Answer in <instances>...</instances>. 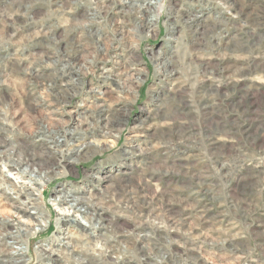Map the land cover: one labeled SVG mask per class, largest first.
<instances>
[{
    "label": "rangeland",
    "instance_id": "374dc122",
    "mask_svg": "<svg viewBox=\"0 0 264 264\" xmlns=\"http://www.w3.org/2000/svg\"><path fill=\"white\" fill-rule=\"evenodd\" d=\"M144 1L0 0V127L12 132L0 140L12 137L6 150L28 142L40 162L60 160L36 187L51 210L44 233L0 191V224L36 231L24 237L22 264H46L39 246L60 234L51 203L63 186L138 219L137 235L160 229L177 263L264 264V0H147L155 4L141 9ZM120 77L129 90L117 89ZM144 210L155 211L151 221ZM84 237L67 245L86 253ZM98 242L91 253L104 248ZM147 254L140 263L153 262Z\"/></svg>",
    "mask_w": 264,
    "mask_h": 264
},
{
    "label": "bare ground",
    "instance_id": "6f19581e",
    "mask_svg": "<svg viewBox=\"0 0 264 264\" xmlns=\"http://www.w3.org/2000/svg\"><path fill=\"white\" fill-rule=\"evenodd\" d=\"M37 1V0H36ZM39 1V0H38ZM53 1V0H52ZM55 1V0H54ZM24 2V1H23ZM59 2V0H58ZM101 2V1H100ZM16 3V2H15ZM51 3V2H50ZM49 3V4H50ZM57 3V2H56ZM137 4V3H136ZM155 4L154 2H148L147 0L144 1L143 4H140L139 6H141L143 8H148V5H152ZM26 5V3H25ZM62 5V4H61ZM69 5V4H68ZM133 5V4H131ZM135 5V4H134ZM27 6V5H26ZM31 6V5H29ZM65 6V5H64ZM67 6V5H66ZM43 7V6H42ZM136 7V6H135ZM13 8V7H12ZM57 8V7H56ZM64 8V7H63ZM61 9V8H60ZM52 10V8H51ZM13 11V10H12ZM57 11V10H56ZM8 12V11H7ZM6 12V13H7ZM49 12V10H48ZM64 12V11H63ZM70 12V11H68ZM135 12V11H134ZM141 12V11H140ZM4 13V12H3ZM35 13V12H34ZM50 13V12H49ZM56 13V12H55ZM48 14V13H47ZM13 15V14H12ZM15 15V14H14ZM46 16V15H45ZM14 18V17H13ZM41 18V17H40ZM253 18V17H252ZM34 19V18H33ZM32 19V20H33ZM44 20V19H42ZM126 20V19H125ZM153 18L151 19V22L153 23ZM29 21V20H28ZM91 21V20H90ZM70 22V21H69ZM81 22V21H80ZM137 22V21H136ZM135 22V24H136ZM150 21L147 23H151ZM13 24H15L12 21ZM82 24V23H81ZM95 24V18H94V22H92L91 25ZM98 24V23H97ZM138 24V23H137ZM77 25V24H76ZM90 25V24H89ZM41 26V25H40ZM80 26V25H79ZM142 26V25H141ZM6 27V26H5ZM31 27V26H30ZM83 27V25H82ZM88 27V26H87ZM244 27V26H243ZM67 28V27H66ZM80 28V27H79ZM85 28V27H84ZM6 29V28H5ZM41 29V28H39ZM71 29V27H70ZM73 29V28H72ZM71 29V30H72ZM51 30V29H50ZM74 30V29H73ZM82 30V28L80 29ZM39 31V30H38ZM70 31V30H69ZM86 31V30H85ZM51 32V31H50ZM65 32V31H64ZM88 32V31H87ZM97 32V31H96ZM247 32V31H246ZM245 32V33H246ZM33 33V32H32ZM42 33V32H41ZM47 33V32H46ZM68 33V32H67ZM94 33V32H93ZM40 34V33H38ZM92 34V33H91ZM247 34V33H246ZM54 36V35H53ZM85 36V35H84ZM99 36V35H98ZM250 36V35H249ZM40 37V36H39ZM55 37V36H54ZM86 37V36H85ZM77 38V36L75 37ZM74 38V39H75ZM65 39V38H64ZM79 39V38H78ZM41 40V39H40ZM45 40V39H44ZM43 40V42H44ZM57 40V39H56ZM76 40V39H75ZM245 40V39H244ZM247 40V39H246ZM51 41V38H50ZM88 41V40H87ZM69 42V40H68ZM33 43V42H32ZM40 43V42H39ZM47 43V42H46ZM52 43V42H51ZM57 44V43H56ZM203 44V43H202ZM44 45V44H43ZM49 45V44H48ZM54 45V44H53ZM80 45V44H79ZM247 45V44H246ZM58 46V45H57ZM250 46V45H249ZM49 47V46H48ZM56 48V47H55ZM73 48V47H71ZM206 50V49H205ZM49 51V50H48ZM46 50V52H48ZM70 51V50H69ZM57 52V51H56ZM66 53V52H65ZM72 53V52H71ZM215 54V53H214ZM48 55V54H47ZM59 55V53H58ZM71 55V54H70ZM42 56V55H41ZM55 56V55H54ZM72 56V55H71ZM74 56V55H73ZM60 57V56H59ZM89 57V56H88ZM205 57V56H204ZM256 57V56H255ZM6 58V57H4ZM193 58V57H192ZM263 58V57H261ZM6 60V59H5ZM4 60V61H5ZM24 61V59H22ZM45 60V59H44ZM194 60V59H193ZM264 60V59H263ZM15 61V60H14ZM20 61V60H19ZM90 62V61H89ZM203 62V61H202ZM6 63V62H5ZM13 63V62H12ZM15 63V62H14ZM17 63V62H16ZM23 63V62H22ZM35 64V63H34ZM62 64V63H61ZM66 64V63H65ZM8 65V64H7ZM38 65V64H37ZM43 65V64H42ZM9 66V65H8ZM33 65H30L29 67H31ZM208 66V65H207ZM13 67V66H12ZM39 67V68H38ZM38 67H34V74L33 72L30 71L29 68L26 67L27 71H29V73L31 72L32 75L34 76H38L37 74H35V72H39L42 69V66L38 65ZM59 67V66H58ZM67 66H65L66 68ZM9 68V67H8ZM89 68V67H88ZM64 69V68H63ZM247 69V68H246ZM22 70V68H21ZM65 70V69H64ZM72 70V69H71ZM203 70V69H202ZM77 71V70H76ZM79 71V70H78ZM23 72V71H22ZM3 73V72H2ZM20 73V72H19ZM67 73V72H66ZM70 74V73H69ZM205 74V73H204ZM26 75V74H25ZM68 75V74H67ZM72 75V74H71ZM115 75V74H114ZM121 75V74H120ZM66 76V75H65ZM113 76V75H112ZM111 76V77H112ZM133 76V75H132ZM55 77V76H54ZM71 77V76H70ZM59 78V77H58ZM124 77H120L119 79H117V89H128L127 85L121 81L123 80ZM131 78V77H130ZM56 79V78H55ZM115 79V78H114ZM129 79V78H128ZM130 80V79H129ZM134 80V79H133ZM47 81V80H46ZM44 83V82H43ZM50 83V82H49ZM56 83V81H55ZM45 84V83H44ZM203 84V83H202ZM51 85V84H50ZM130 85V84H129ZM131 86V85H130ZM34 87V86H33ZM45 87V86H44ZM213 84L210 85V91L214 90ZM116 89V90H117ZM127 90V91H128ZM131 90V89H130ZM45 91V90H44ZM118 91V90H117ZM102 93V92H101ZM67 94V93H66ZM208 98V97H207ZM211 99V98H210ZM98 106V105H97ZM205 107V106H204ZM203 107V108H204ZM99 108V107H98ZM105 108V107H104ZM97 109V108H95ZM109 109V108H107ZM1 110V109H0ZM104 111V110H102ZM111 111V110H110ZM93 112V111H92ZM100 112V111H99ZM79 113V112H78ZM96 113V112H95ZM95 113H92L91 115L89 114L88 116L91 117H95ZM111 113V112H110ZM85 115V114H84ZM98 115V114H97ZM109 115V114H108ZM149 117V116H148ZM100 118V117H99ZM105 119V117H103ZM96 119V118H95ZM111 119V118H110ZM100 120V119H99ZM98 120V121H99ZM89 121V120H88ZM102 121V120H101ZM87 122V119H86ZM98 123H96L97 125ZM107 124V123H106ZM103 126V125H102ZM109 126V125H108ZM41 127V126H40ZM44 127V126H43ZM81 127V126H80ZM8 127H0V136L4 135L5 133L8 134V136H10V134L12 133L11 130L7 129ZM16 128V127H15ZM106 128V125H105ZM38 129V128H37ZM98 129V128H97ZM36 130V129H35ZM49 131V130H48ZM52 131V130H51ZM76 131V130H75ZM34 132V131H33ZM36 132V131H35ZM34 132V133H35ZM41 132V131H40ZM61 132V131H60ZM65 132V131H64ZM53 133V132H52ZM58 133V132H57ZM72 133V132H71ZM44 134V133H43ZM48 134V133H47ZM110 133L108 131L104 132V135H109ZM49 135V134H48ZM101 135V134H100ZM54 136V135H53ZM75 136V135H74ZM57 137V136H56ZM12 137H10L11 139ZM46 138V137H45ZM77 138V137H76ZM184 138V137H183ZM9 139V140H10ZM38 139V138H37ZM40 139V138H39ZM48 139V138H47ZM5 140H0V186H1V191L4 194V196L6 197V199L9 200H13L15 201L16 205L13 204V207L20 213H28L32 219H34L35 222H37L39 225H43V223H45L47 221V216L45 214V211L43 210V208H41V206L39 205V193L37 191V186L41 187L46 179H47V175L52 172L53 170V165L57 164V162H59L58 160H53V163L50 162H40L39 158H43V154H36L34 152H30L28 151L29 145L28 142L26 143H20L18 145H11L13 148L12 150H2L4 149L3 147L6 145H10L11 142H9L8 139ZM49 140V139H48ZM74 140V139H73ZM46 141V139H45ZM63 142V141H62ZM219 142V141H218ZM33 143V142H32ZM53 143H58V147L60 150V143L58 140L53 141ZM170 143V142H169ZM217 143V142H216ZM25 144V145H24ZM48 144V143H47ZM172 144V143H171ZM212 144V143H211ZM57 145V144H56ZM166 146V144H164ZM32 146V145H31ZM89 146V145H88ZM170 146V145H169ZM49 147V146H48ZM57 147V148H58ZM172 147V146H171ZM177 147V146H176ZM221 147V146H220ZM53 148V147H52ZM9 149V148H8ZM64 150V149H63ZM80 150V149H79ZM168 150V149H167ZM166 151V150H165ZM216 151V150H215ZM46 152V151H45ZM150 152V151H149ZM50 153V152H49ZM52 154V153H51ZM57 156V152L55 153ZM61 154V152H60ZM43 155V156H42ZM140 155V154H139ZM50 156V155H49ZM52 156V155H51ZM61 156V155H60ZM59 157V156H57ZM56 157V158H57ZM62 157H64L62 155ZM48 159V158H47ZM195 167V166H194ZM176 169V168H175ZM199 170V169H198ZM37 171V173H36ZM205 171V170H204ZM165 173V172H164ZM158 175V174H157ZM108 176V175H107ZM162 176V175H161ZM152 177V176H151ZM165 177V176H164ZM53 178V176H52ZM107 178V177H106ZM209 178V177H208ZM10 181V182H9ZM43 182V183H42ZM197 182V181H196ZM42 184V185H41ZM143 184V183H142ZM145 184V183H144ZM10 185L11 187V191H8L7 186ZM203 185V184H202ZM4 186V187H2ZM14 190H13V187ZM201 186V185H200ZM119 187V185H118ZM192 187V186H191ZM203 187V186H202ZM133 189V188H132ZM135 189V188H134ZM143 190V189H142ZM129 191V190H128ZM129 193V192H128ZM11 194V195H10ZM136 194V193H135ZM134 194V195H135ZM127 195V194H126ZM156 195V194H155ZM154 195V196H155ZM158 195V194H157ZM156 195V196H157ZM16 196V197H15ZM163 196V195H162ZM25 197V198H24ZM85 197V196H84ZM22 198V199H20ZM24 198V199H23ZM141 199V198H140ZM55 204L60 208V212L63 213L64 215L67 216H71V214L73 212H75V210H81L82 208H86V212L89 211L92 215V218L94 220H98V219H102V217H99L100 213L102 209H104L106 207V203L104 202L103 204H99L97 202H94V199H90V201H85V200H89V199H82L81 197H74L72 202H68L66 201V197L62 195V193H60L58 196L53 198ZM109 199H105V201H107ZM124 200V207L129 209V203L128 201L125 202L126 200ZM118 202V201H117ZM135 202V201H134ZM137 203L139 201H136ZM68 204L70 203V206H62V204ZM121 203V202H119ZM60 204V206H59ZM133 206H135V203L132 204ZM149 205V204H148ZM151 205V204H150ZM165 205V204H164ZM62 206V207H61ZM82 206V207H81ZM95 207L93 210V212L91 211V207ZM143 206V205H142ZM110 207V206H109ZM147 207V205H146ZM150 207V206H149ZM159 207V206H158ZM164 207V206H163ZM68 208H70L68 210ZM144 209V208H143ZM154 210V207H153ZM147 211V210H146ZM150 211V210H149ZM166 211V210H165ZM144 211L138 212L141 215H144ZM185 212V211H184ZM183 213V212H182ZM146 214V212H145ZM147 215V214H146ZM145 215V216H146ZM153 215H155V211H150L147 215L148 217L153 218ZM162 215V214H161ZM166 215V214H165ZM181 215V214H180ZM190 216V215H189ZM203 216V215H202ZM155 217V216H154ZM162 217V216H161ZM205 217V215H204ZM146 218V217H145ZM146 218V219H147ZM157 219H159V217H156ZM155 218V219H156ZM188 218V217H187ZM150 220V218H148ZM170 219V218H169ZM184 219V217L182 218ZM171 220V219H170ZM151 221V220H150ZM155 221V220H154ZM3 223H1L0 225V245L3 243H7V241H3L5 240V236L8 235L10 238V240L17 242L20 246L18 248H7L8 250H0V262L1 264H21L23 261H26V259L24 258V256L26 255V249H25V244H26V239L24 240V237L29 238L32 235V231L25 229L24 231H20V232H16L13 233L10 230L5 229L4 225L7 221H2ZM174 222V221H173ZM206 222V221H205ZM9 223V222H8ZM156 223V222H155ZM162 223V222H161ZM167 223V222H166ZM177 224V223H176ZM176 224L174 226H176ZM201 224V222H200ZM3 225V226H2ZM143 225V223H142ZM145 225V224H144ZM151 225V224H150ZM156 225V224H155ZM158 225V223H157ZM164 225H168V224H164ZM162 225V226H164ZM180 225V223H179ZM6 226V225H5ZM173 226V227H174ZM143 227V226H142ZM4 228V230H3ZM7 228V227H6ZM22 228V227H19ZM141 228V227H139ZM150 226L144 227V229H142L138 236L139 238L136 239V243L132 242V240H130L129 236H131L129 233H125L123 231H120V233L118 232V229L115 228L114 226L112 227V230L107 234L106 237H99V240L104 244V248L99 251H97V253L94 252H90V250L92 249L90 247V244H88L89 242L85 243V247L87 249L88 252L85 253V251L83 250H76L73 246H68L71 247L72 251L74 253V255L72 256L70 253V251L68 250L67 252L64 251L63 253L66 252V254L70 255L71 260L74 262V264H144V263H140V260L143 261L142 259H140V253L144 252V253H148V256H151V254L153 253V262H151L150 264H161L162 260H171L172 262L167 263V264H177V262H179L181 259L180 257L178 258L177 256L174 255H170V259L167 256V252L164 251V246L163 244H165L167 241V236L165 235H161L160 234V229H155L153 230V227H151V229H149ZM157 228V227H156ZM161 228V227H160ZM164 228H166L164 226ZM92 229H94V225L92 227ZM138 229V227H137ZM149 229V230H147ZM181 229V228H180ZM3 230V231H2ZM171 230V229H170ZM177 231V230H176ZM183 231V230H182ZM171 232V231H170ZM169 232V233H170ZM173 233V232H171ZM193 233V232H192ZM169 235V234H167ZM184 235V234H182ZM190 235V234H189ZM87 236V235H86ZM186 236V235H184ZM170 237V236H169ZM187 237V236H186ZM133 238V237H132ZM198 238V237H197ZM195 238V239H197ZM194 239V238H193ZM200 240V239H199ZM3 241V242H1ZM179 241V240H178ZM187 241V240H186ZM196 241V240H195ZM139 242H143V243H147L148 245L146 246H140L138 245ZM183 242V241H182ZM193 243V241H192ZM9 244V242H8ZM178 245V243H177ZM187 245V244H186ZM183 244L180 245L181 248H183V250H188L187 246ZM15 246V245H14ZM198 246V245H197ZM79 247V246H78ZM77 247V248H78ZM62 246H58L56 249L54 248H49V251L46 253L47 257H51L54 253L57 252V250H61ZM193 249V248H192ZM197 249V248H196ZM95 250V249H94ZM76 251V252H74ZM180 251V250H179ZM171 252V251H169ZM62 253V254H63ZM72 253V254H73ZM167 254V255H166ZM183 254V253H182ZM198 254V253H197ZM158 255H161L160 257H158ZM17 256V257H15ZM65 256V255H64ZM155 256V257H154ZM145 259H147V257H144ZM159 258L161 260H159ZM174 258V259H173ZM182 258V257H181ZM195 258V257H194ZM186 259V257H185ZM189 260V259H188ZM145 261V260H144ZM183 262V261H182Z\"/></svg>",
    "mask_w": 264,
    "mask_h": 264
},
{
    "label": "built area",
    "instance_id": "2783aa9c",
    "mask_svg": "<svg viewBox=\"0 0 264 264\" xmlns=\"http://www.w3.org/2000/svg\"><path fill=\"white\" fill-rule=\"evenodd\" d=\"M2 126L5 127L4 123L2 124ZM5 138H6V136H5ZM11 147L9 149H7V150H10ZM6 148H4L2 150L7 151ZM50 149H52V148H50ZM50 151L51 150H49V152ZM47 179H48V177H47ZM46 180L44 181V184L42 186L46 185V182H47ZM2 187H4V186H2ZM7 189H8V191H11L10 185L7 186ZM39 189H40V187H39ZM0 191H1V186H0ZM56 192H57V194L52 197L51 206L54 205L53 207H55L57 215L59 216V218H57V220H58L57 228H58V231H60V234L56 235L52 240L47 241L48 243L41 244L39 246V251H40L41 255L43 256V261L44 260L46 261V264H51L52 262H55V261H58L60 264L61 263L65 264L64 262H66L68 264H69V262L74 263L71 260V258H69V260H68V256L69 255L64 256L61 253L62 251H67V250L72 251L71 250L72 248L68 247L65 244L70 242L73 246H76L77 243H79L81 240L83 241V238H86L84 236L87 235V239H84V240H86V242H89V243L91 242L92 246H95L96 248H99L101 246V243L98 242L99 237L106 236V234H108L110 232V231H108L107 228H109L111 230V227L113 225H116V227L118 229H121V230L125 231L126 233H131L135 239L138 238V235L136 234V226L133 225L134 224L133 221L134 220L138 221V219L137 220L136 219H130L129 217H126V216H129V215H127L125 213L124 214H120V213L116 212V210H112V211L111 210H105V211H101L100 212L99 217H102V219L94 220L92 218V216H91L92 214L89 211H87V212L85 211L86 210L85 207L82 208L79 211L75 210V212H73L71 214V216H67V215H64L63 213L60 212V210H59L60 208L55 204L53 198L58 196L60 193H62V195L66 197V201L72 202L74 197H80V196L71 195L70 192L67 191L65 186L59 187L56 190ZM38 193L40 194V196H39L40 199H42L44 193H42L41 191H39ZM2 197H3V195H2ZM3 198L6 199L5 197H3ZM81 198L85 199L86 197H81ZM20 199H22V198H20ZM40 199H39V202L41 203V205H43V210L45 211V214L47 216V221L45 223H43V225H39L37 222L34 221V219H32V220L38 226V228L34 227V229H37V231L39 233H44L45 231H47L46 230L47 228L49 229L51 227V224H52V220H51V216H50L51 210H50V207L48 206V204L44 203V201H43L44 204H42V201H40ZM8 201L10 203V200H8ZM85 201H88V200H85ZM59 206H60V204H59ZM62 206H67L68 207V206H70V203H68V204H66V203L64 204L63 203ZM69 209L70 208H68V210ZM49 210H50V212H49ZM109 216L116 217V218H114L115 221L111 222ZM3 218H5V217H3ZM5 219H7V220H9L11 222V220L9 218H5ZM211 219L212 218H210V220ZM121 221H123L125 223V225L128 227L127 229L122 228L119 225V223ZM61 224H62V227L66 225L67 228L66 229L61 228ZM93 225H94V229H92ZM10 226H13V229L10 228ZM27 227L29 229H31L33 233L31 235L30 239L27 240L26 242L31 241L34 238L33 234L36 233V231L33 229V227H29V226H27ZM18 228L15 225H13L12 222L10 223L9 226H7V228L5 227V229L10 230L13 233H16ZM67 229H69L70 231H67ZM64 230H66V231H64ZM14 243L17 244V245H15V246L13 245L12 246V244H14ZM26 244H25V249H26ZM53 244H55V245H53ZM60 245L62 246V248H61L62 250L61 251H57L51 257H47L46 256L47 255L46 253L49 251L50 247H58ZM19 246L20 245L17 242L11 240L9 242V246H7V247H9V248L12 247L11 249H14V248H18ZM3 248H6V247L4 246ZM210 252H212V251H210ZM217 254L218 253H216L214 255L217 257ZM27 256L28 255L26 253L24 258L26 259ZM15 257H17V256H15ZM26 261H27V259H26ZM26 261H23L22 263H26ZM202 263H204V262L202 261ZM177 264H180V263H177ZM204 264H209V263L205 262ZM213 264H215V260H214Z\"/></svg>",
    "mask_w": 264,
    "mask_h": 264
}]
</instances>
